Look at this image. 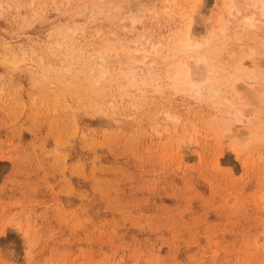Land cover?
Segmentation results:
<instances>
[{"label": "rangeland", "instance_id": "rangeland-1", "mask_svg": "<svg viewBox=\"0 0 264 264\" xmlns=\"http://www.w3.org/2000/svg\"><path fill=\"white\" fill-rule=\"evenodd\" d=\"M23 1L0 3V264H264V133L253 132L256 120L226 131L229 105L177 85L179 57L150 47L173 48L195 0L170 10L165 0ZM205 1L192 14L202 41L228 6L242 11L223 18L233 24L210 58L218 84L241 76L234 68L250 53L264 73V18L237 33L249 1ZM105 43L134 59L124 53L97 86L88 54ZM130 67L155 82L111 106L103 89ZM243 78L242 99L227 97L264 120V91L251 97L264 83Z\"/></svg>", "mask_w": 264, "mask_h": 264}, {"label": "bare ground", "instance_id": "bare-ground-1", "mask_svg": "<svg viewBox=\"0 0 264 264\" xmlns=\"http://www.w3.org/2000/svg\"><path fill=\"white\" fill-rule=\"evenodd\" d=\"M24 1L22 3H24ZM221 1H224L226 3L227 0H221ZM248 1H249V5H251V7H253V11L254 12L252 11L251 15H245L243 18H241V20L238 19L239 22H237V27L236 28L238 29L237 30V33L240 31L242 33L244 32L245 34H248L249 35L251 33V31L254 30V28L256 27L255 24L258 21L257 17L258 18L259 17H263L264 18V0H248ZM3 2H4V0L1 1L0 3L1 4H4L5 2L4 3ZM27 2H29V1H27ZM164 2H165V5H164L163 8L165 10H170L175 5V3H176V2H174V0H165ZM204 2H206V1L205 0H195L194 4H192L193 7H192V10H191V13L192 14L193 13L195 14V12L197 13L198 11L196 9L201 8ZM31 3H29V4H31ZM100 3H105V2H100ZM100 3L96 2V0H90V3L89 4L88 3H86V4L83 3L81 5V7L82 6L83 7L80 8V10L81 11L82 10L85 11L88 8L87 7V4L90 7H92V8L93 7H95V9L96 8H99L100 7L99 5H102ZM110 4L113 5L112 3H110ZM0 7H1V5H0ZM164 9H163V11H164ZM174 9H176V8H174ZM236 9H237V11L235 10V7H233V3H232V5H230V6L227 7L226 13L223 12V11L220 13V16H221L222 19L218 20L213 25L210 24L208 26V29L206 30V33H208L211 36V39L209 38L208 40L206 39L205 41H202V38L200 37L202 34L200 35V34L196 33V31L193 28V22H195L194 21L195 16L189 13V14H187L188 15V17H187L188 24L186 25L185 31L184 32L179 31L177 33H174L171 36L170 41L173 44V48L171 47V45L170 46H167V45H163L162 43L152 44V46H150V47H152V52H157V53L159 52L158 51L159 48H167V49L169 48L168 49V54L171 57H177V58L179 57V61L178 62L180 64V68L177 69L176 71H173L174 72L173 80L175 81V83L177 85L183 86V87H185V89L187 88L186 90L188 92H191L194 95H197L199 97L200 96L203 97L205 94H210L211 95V99L213 98V99H216L217 101L218 100L219 101H223L225 104L229 105V108H230L229 110H231V109L233 110V112L232 113L229 112V114L230 115L232 114V116H234V117H232L233 119H230L229 118L231 121L229 120L230 122H228L227 125L225 124L227 126L226 131L231 132L232 131V126L235 125V124H237V123H239V124L240 123L251 124V123H253L256 120L253 123V132H255L257 134L264 133V120H262L261 118L259 119V117H258L261 114L259 111H262V110H260L258 107H256L255 108L256 110L251 109L253 111L244 112V108L243 107L246 105L245 103L239 106L236 102H233L232 100H229V98L227 97V96L230 95L231 97H234V98L236 97L238 99H242L240 83H241V81L242 82L244 81L243 80L244 79L243 77L247 78L248 80H253L254 85L255 84H257V85L263 84L264 83V73L262 71L263 64L258 59H256L255 56L252 53H250V54L245 55L242 59H240L236 63V67L234 68V71L235 72H238L239 74H241V76L235 77L234 80H225L220 85L218 84V80L219 79L217 78L218 79L217 80L216 78H214V75H215L214 73H216L217 70L214 67L213 63H212L213 60L211 61L210 58H211V55H213L214 53H216V52L219 51V49H217L218 46H219V44L221 42H224L226 40V38H227V34L226 33L231 28L229 26L230 23H231V21L230 20L227 21V20H224L223 19V18H225V14H227L230 18H235L236 17L233 14V11L234 10H235V12H237L236 14H238V15L242 14V11L240 9H238V8H236ZM113 10L116 12V10H119V8L114 7ZM150 11H152V10L150 9ZM36 12H38V10ZM100 12L103 13L102 11H100ZM36 14H38V13H36ZM111 14L112 13H110V16H111ZM168 15H170V14H168ZM107 16H106V18H107ZM220 16H219V18H220ZM34 17H36V16L34 15ZM259 23H260V21H259ZM127 24L128 23H126V25ZM231 24H233V23H231ZM121 25H123V27L124 26L125 27L129 26V25L126 26L125 23H124V21L121 23ZM28 26H30V25H28ZM83 27L84 26L75 25V27H73V29H71V30L73 31L74 34H77L78 31H81V32L84 31L82 29ZM124 29L125 28H123V30ZM97 33H99V32H97ZM237 33H236V35H237ZM232 35H234V34H232ZM237 37H238V35H237ZM103 38H106V37H103ZM108 39H109V37H108ZM225 43H227V42H225ZM104 45L105 46L102 45V48H101L100 51H99V49H98V51L96 50L97 53L92 51V53H96V54H92V53H89L88 54L89 57L95 63V65H93V67L96 68L97 73L95 75H92V74H90L89 76L87 75V77H89L90 79L94 80V82H95V84L97 86L100 85V82L101 81H103V80L107 81L106 79L108 78V76H111V75L114 74L115 68L113 69V67H112L113 65L112 64H117V66H122L123 65V62H122L123 55H125L127 53L126 55L128 56L127 57L128 59H131V60L134 59L131 56V53H130L131 50L127 49L128 47L126 48V46L125 47H122L120 49H116L115 46H113L111 44L105 43ZM60 46L62 48L63 46L65 47L66 45H65V43L64 44L63 43H60ZM80 46L81 47H80L79 56L80 57H84L83 56V55H85L84 54V51L85 50L87 51V47L85 49L83 47V45H80ZM99 46H101V45H99ZM262 46L264 48V43L262 44ZM8 47H6V48H8ZM209 50H211V51H209ZM135 52L137 54L140 51L137 50V49H135ZM246 58L250 59L251 60L250 63H252V65H253V67L251 68L252 70H247V73L248 74H251L250 76L245 73V70L247 69V66H246L247 63L245 62V59ZM83 59L86 62V64L84 63L85 64V67H86L85 69H89L91 71V68L89 67V60L86 59L85 57L82 58V60ZM146 60H147L146 57H142L141 60L139 61V63L142 66L143 65H146ZM154 64H155V62H154ZM78 72H82V69L81 70H78ZM116 72H118V71H116ZM144 73H141L139 75L137 73V70H134L131 67L129 68V70H127L125 72L124 71L123 72H120L119 71V73H116V75H117L116 79H114L112 81V83H110L109 86L106 87V89H103V92H105L106 90L108 92H110V96H111V106L113 105L114 100H116L115 99L116 98L115 95H117V96H119L121 98L123 96L122 93H124V91L127 90L126 88L131 87V86H135V85L136 86H139V85H145V86L152 85L155 82L154 81V78H153V74L151 72L148 71L147 73H145V74ZM230 75L231 76L232 75L234 76L233 73L232 74L230 73ZM112 79H113V77H112ZM121 80H123L125 82V85H121ZM105 81H104V83H106ZM114 85H116V88H115ZM252 87H254V86L252 85ZM255 89H257V88H255ZM138 91H140V90H138ZM225 91H229V94L227 95L225 93ZM250 91L252 92V90H250ZM250 91L248 90V92L252 95V93ZM263 91H264V89L260 91L261 93H258L259 90H257V91H255L257 93L256 94L253 93V96H251L250 94H248V95H250L251 97H254V95H255L256 97L258 96L260 98V96L263 95L262 94ZM224 94H225V96H224ZM259 98H258V100H259ZM217 106L220 107V103H218ZM261 108H262V106H261ZM257 109H258V111H257ZM231 135H234V134L231 133Z\"/></svg>", "mask_w": 264, "mask_h": 264}]
</instances>
